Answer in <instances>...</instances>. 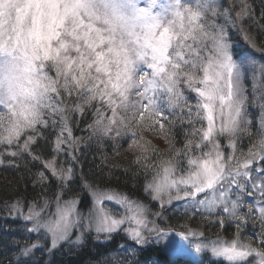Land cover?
Here are the masks:
<instances>
[{
  "label": "snow or ice",
  "instance_id": "6c2138e0",
  "mask_svg": "<svg viewBox=\"0 0 264 264\" xmlns=\"http://www.w3.org/2000/svg\"><path fill=\"white\" fill-rule=\"evenodd\" d=\"M236 7L218 0H0V163L11 157L8 162L19 167L18 160L30 158L60 182L51 217L41 215L48 200L39 211L33 202L27 215L21 213L31 222L25 225L28 233L43 229L50 236L49 252L69 241L81 222L78 201L61 202L74 168L59 165L57 158L65 153L77 159L84 138L74 135L72 125L78 127L79 117L90 112L87 139L115 146L128 137L129 150L138 153L131 163L143 171L144 191L152 200L161 207L184 201L215 214L221 228L230 220L237 229L231 240L219 234L209 239L187 226L177 235L192 237L196 249L217 264H264V63L250 61L252 103L259 100L262 119L259 136L245 152L239 142L251 135L249 67L235 58L226 25L218 22L223 17L235 26L252 18L250 6L240 0L233 20ZM245 40L262 51L251 37ZM178 125L184 137L179 148ZM49 129L52 157L45 159L35 147L48 140ZM144 133L163 138L170 154ZM37 176L41 183L48 180L45 171ZM84 187L93 210L83 222L97 234L117 232L126 221L135 227L123 231L136 244L147 242L146 232L160 233L144 205L86 180ZM104 200L127 205L131 215L117 218L97 208ZM19 207V201L10 205ZM250 222L261 229L255 244L241 235ZM34 249L38 244L17 240V264H30Z\"/></svg>",
  "mask_w": 264,
  "mask_h": 264
},
{
  "label": "trees",
  "instance_id": "16d2710c",
  "mask_svg": "<svg viewBox=\"0 0 264 264\" xmlns=\"http://www.w3.org/2000/svg\"><path fill=\"white\" fill-rule=\"evenodd\" d=\"M218 2L224 6L229 3V8L233 4L237 5L231 12L235 20L240 0H230L229 2L218 0ZM246 2L250 6L251 19H245L235 26L225 20L222 23L226 25L228 40L235 58L238 61H244L249 67L245 87L249 96L248 114L251 119V135L244 134L239 142L245 152L259 136L262 119L259 100L255 105L252 103L254 93L250 61L254 59L257 66L264 63V0H246ZM221 10L223 11V8ZM245 35L251 37L262 51L253 49L245 40ZM79 119L81 123L78 127L75 124L72 125L74 135L84 138V142L79 145V151L76 152L77 159L73 160L65 153H60L57 158L59 165H63L65 168L69 166L74 168L73 180L69 182L70 187L63 190L64 195L61 202L75 199L78 201V209L86 212L90 207L88 197L91 195L88 188L84 187L86 180L95 188L127 196L148 206L149 216L157 217V219L155 218L157 224L164 229L185 232L184 226H187L193 230L203 231L209 239L214 240L217 234L227 240L233 238L237 231L234 221L226 220L224 227L221 228L215 214L185 207L184 203H176L168 208L158 209V204L152 200L149 193L144 191L146 181L143 171L139 166L131 163L138 153L129 150L128 137L115 146L111 141H105L103 144H99L95 139L89 141L87 139L89 132L86 131V128L92 122V115L89 112ZM50 133L51 129L46 133L48 140H40L39 145L35 147L37 154L43 155L45 159L52 157L51 140L54 139V135ZM144 135L152 140L154 147L161 153L170 154L168 145L163 138L150 133H144ZM175 136L176 147H183V131L179 125L175 128ZM221 139L227 152V141ZM117 150L119 154H117ZM2 159L4 162L0 163V264H9L10 261L11 264H17L19 254L15 250L16 241L22 237L29 244H38V249L33 250L34 254L31 255L30 264H208L209 261L217 264L216 260L207 254L201 255L198 261L169 258L160 245L151 243L147 247L139 246L135 242L129 241L122 230L111 235L105 243H98L95 237L86 235L79 244L71 238L49 252L48 248L51 245L48 236L41 233H28L25 227L28 224L21 213L26 215L28 206L33 202L38 206L36 210L43 207L45 200L49 202L48 210L53 207L56 204V193L61 190L60 182L52 177L41 163L33 162L30 158H26L27 162L24 159L18 160L16 163L19 164V167L8 162L12 159L11 157ZM39 171L47 173L48 180L46 182H39L37 176ZM148 179H151V174ZM17 201L20 202L19 209L12 210L10 205ZM246 201L248 204H255L252 197H246ZM108 208L111 207L108 206ZM246 210L245 208L244 211ZM110 212L115 213L114 211ZM156 213L159 215H155ZM205 217L208 218L205 219ZM260 230L259 223L253 226L250 222L245 226L241 235L245 239H252L255 244V237L259 235ZM222 264L226 263L222 262Z\"/></svg>",
  "mask_w": 264,
  "mask_h": 264
},
{
  "label": "rangeland",
  "instance_id": "374dc122",
  "mask_svg": "<svg viewBox=\"0 0 264 264\" xmlns=\"http://www.w3.org/2000/svg\"><path fill=\"white\" fill-rule=\"evenodd\" d=\"M227 2H229L230 0H226ZM226 7H229V3ZM222 11V10H221ZM233 18V17H232ZM224 18L221 17L219 19V23H223L224 22ZM234 20V18H233ZM111 193V192H109ZM113 194H116V193H113ZM117 195H120V196H124V195H121V194H117ZM90 197H88L89 199V202H90V207L89 209L86 211V212H82L78 209V203H77V206H76V210H77V213L79 214V216L81 217V222L76 226V227H73L71 229V235H70V238H73L75 241L77 239V237L80 238V241L81 239L86 236V235H92L93 237H95L96 241L99 243H105L109 237L111 235H114L116 234L117 232H114L110 235H106V234H97L96 231H95V227L93 225L92 228H88L84 222H83V217H86L89 215V213L93 210V197L92 195H89ZM129 198V197H128ZM129 200L131 201H134L136 203H139V204H142L141 202L137 201V200H133L131 198H129ZM65 201V200H64ZM63 202V201H62ZM157 204H158V209L159 208H168L170 207L172 204H176V203H184L185 205V202L184 201H172L171 203H166L163 207H161L160 205V202L159 201H155ZM144 205V204H142ZM108 206H110L111 208H108ZM147 210H148V206L144 205ZM97 208H100V207H103V209L109 213H111L110 211H114L115 213H111L113 216L117 217V218H120V217H128L131 215V213L128 211V207L127 205H121L120 203H117L115 200H104L102 202V204L100 205H96ZM186 207V206H185ZM188 208H193V207H188ZM157 209V207H156ZM194 210V209H193ZM39 211V210H37ZM56 211V204L51 207L49 210H48V207L44 209V211L41 213L42 217L44 218H48V217H51ZM149 211V210H148ZM147 211V219L149 221H154L156 226H158L160 228V233H145L146 237H147V242L144 243V244H138L139 246H142V247H147L149 246L151 243H155V244H158L160 245L165 254L169 257V258H172V259H176V258H183V259H190V260H196L198 261L199 260V257L203 254H207L211 257V255L206 252V251H198L195 247V243L196 241L192 238V237H189V239L185 240L183 239V237L181 235H177V233H184V231H172V230H167V229H164L162 228L161 226H159L157 224V217L155 218H151L149 216V212ZM157 211V210H155ZM28 214V213H27ZM26 214V215H27ZM23 217V216H22ZM28 226L31 227V222L29 221H25ZM135 227L134 224H131L129 221H126V223L124 225L121 226V230L123 232V234L128 238L129 241H132V242H135L133 240H131L127 234L123 231L124 228H128V227ZM35 234L36 233H41V234H44V235H47L49 240H50V236L43 230L41 229L40 232H34ZM67 242V241H65ZM203 242H207L206 240L203 241ZM63 243V242H61ZM212 259H215L213 257H211ZM251 259V258H250ZM226 263V262H225Z\"/></svg>",
  "mask_w": 264,
  "mask_h": 264
}]
</instances>
